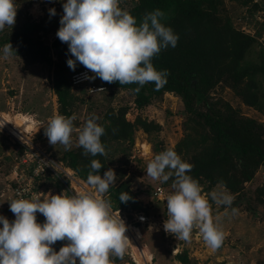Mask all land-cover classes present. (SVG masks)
<instances>
[{"label":"rangeland","instance_id":"1","mask_svg":"<svg viewBox=\"0 0 264 264\" xmlns=\"http://www.w3.org/2000/svg\"><path fill=\"white\" fill-rule=\"evenodd\" d=\"M66 2L67 0H14L17 7L15 24L12 28L5 26L3 31H0V113L11 116L24 115L33 121L25 139L13 136L4 126L0 127V215L8 220L11 216L8 213L11 212L9 202L14 199L13 191L19 185L27 187V170L23 171L20 180H16L22 169V166L16 165L21 162V156L30 149L43 150L52 160L50 163L52 171L37 179L32 194L35 196L40 194L39 197L43 199L49 192L60 194L64 191L68 196L77 195L81 191L92 192L87 183L65 164L62 158L65 151L63 145L52 146L44 134L43 127H46L47 120L54 114H59L57 97L53 89V66L30 60L14 44L11 45L16 54L7 59L2 54L3 46L8 43L4 41V37L19 30L27 31L30 36L51 47L52 41L57 37L59 20L63 15L62 5ZM135 3L136 0H119V6L124 10ZM50 8H55L56 15H49ZM219 10L223 17L230 19L234 29L254 37L255 41L246 58L254 61L264 58V0H222ZM52 59H56L53 51ZM77 65L78 63L69 75L71 92L75 98L71 106V116L76 117L73 122L74 129L82 128L86 119L93 114L101 116L104 107L108 105L115 109L124 108L125 117L132 122L140 117L147 121H155L160 126L159 129H152L149 132L136 126L131 146L128 143H107L108 168L114 170L117 179L115 185L110 186L103 197L110 199L112 213L114 215L119 213L127 227L140 230L139 241L151 254L150 264H180L177 255L181 252H186L198 264H264V207L256 205L254 199L255 189L264 186V164L257 168L250 181L243 184V190L246 192L243 199H238L239 193L228 190L234 196L232 207L238 209L235 216L231 213L224 216V206H217L209 198L212 216L214 220L217 216L220 217L219 224L224 232V241L219 249L215 251L210 249L203 241L199 230L195 228L190 242L176 240L173 235L166 234L163 230V221L167 215L165 199L172 191V179L164 184L152 180L146 175V166L154 155L168 148L174 149L186 134L188 116L184 112L180 97L172 92H164L147 105L138 107L130 90H101L103 86L99 84V78L74 85L71 76L86 69ZM87 73L89 76L92 75L89 70ZM256 78L259 93L264 95V77ZM211 96L223 99L232 108L238 109L242 115L264 124V110L258 111L253 106L243 103L236 90L226 81H219L211 89ZM260 101L264 107V96ZM77 135L76 131L72 134V149L75 150L80 149L77 146ZM145 145L148 146L149 152L144 149ZM179 156L183 161H188V155ZM122 182L126 183L135 194V198L146 206L147 211L139 213L145 214L148 221L152 222L151 229L147 223L136 221L134 210L116 206L113 191ZM199 184L202 194L205 195L218 187V184L210 186L205 180ZM158 186L162 188L163 193L157 197L155 190ZM247 197L250 199H245ZM36 218L39 221L45 219L40 213L36 214ZM65 243L67 241H58L52 247L58 251ZM130 249L128 246L124 259H115V263L126 260L133 262Z\"/></svg>","mask_w":264,"mask_h":264},{"label":"clouds","instance_id":"2","mask_svg":"<svg viewBox=\"0 0 264 264\" xmlns=\"http://www.w3.org/2000/svg\"><path fill=\"white\" fill-rule=\"evenodd\" d=\"M62 8L56 36L68 45L75 58L67 60L71 70L79 62L92 73L85 74L84 79L139 85L132 89L134 92L148 83H154L156 91L166 85L168 70H157L152 60L161 50L175 48L179 37L162 23V10L146 13L138 23L119 6V0H67ZM48 12L56 15L55 8ZM16 13L14 0H0V31L14 26ZM2 54L5 59L16 54L11 43L3 46ZM75 119L58 113L51 116L43 127L49 144L63 145L69 151L76 131L77 146L84 155H106L101 142L105 128L96 122L99 118L89 116L79 129H74ZM102 167L99 160L91 161L86 183L92 192L81 191L73 196L64 191L49 192L43 199H12L9 210L15 219L9 221L0 215V264H115V259L123 260L131 244L125 235L127 225L119 213H112L110 199L103 198L117 177L111 168L101 176ZM192 168L173 148H168L147 162L146 175L161 184L172 179V191L165 199L164 232L176 240L190 242L193 229H198L205 244L215 251L223 244L224 232L220 217L214 220L212 216L209 198L217 206H224V216H235L238 209L232 207L234 196L222 180L216 189L202 194L199 182L188 174ZM131 199L126 192L119 195L121 203ZM37 213L45 218L42 224L37 222ZM58 241L67 243L56 251L52 246Z\"/></svg>","mask_w":264,"mask_h":264},{"label":"trees","instance_id":"3","mask_svg":"<svg viewBox=\"0 0 264 264\" xmlns=\"http://www.w3.org/2000/svg\"><path fill=\"white\" fill-rule=\"evenodd\" d=\"M221 1L136 0L127 11L137 18L138 23L146 13L160 9L165 13L162 23L171 27L179 37L175 48L169 46L161 50L152 60L157 70H168L167 83L159 91L155 90L154 83H148L139 92L132 91L139 87L137 84H109L101 80L99 84L108 91L130 90L138 107L147 105L164 92L177 94L188 116V125L186 134L176 144L174 151L178 155H188L187 162L193 165L188 174L198 182L205 180L210 186L222 180L228 190L239 193L238 199H243L246 196L243 184L250 181L257 168L264 164V124L242 115L223 99L212 97L211 89L224 80L236 90L243 103L263 111L260 99L264 95L259 93L256 77H264V58L256 61L246 58L255 39L234 29L230 19L220 14ZM4 41L14 44L30 60L53 66V89L59 114L70 117L75 98L69 81L72 70L66 61L74 57L68 51V45L56 37L50 47L25 30L11 33L4 37ZM52 51L55 60L52 59ZM77 63L79 68L83 67ZM98 118L96 122L105 128L101 142L106 155H84L80 147L78 150L71 148L64 151L62 156L65 164L85 182L93 159L103 165L99 172L101 176L108 169L107 143H128L131 146L136 126L145 132L160 128L155 121L140 117L132 122L125 117L124 108L115 109L111 105L104 107ZM113 192L118 208L127 207L134 213L147 211L126 183H120ZM122 192L133 199L121 203L119 195ZM254 199L256 205L264 207V186L255 189ZM177 260L180 264H198L186 252L179 253Z\"/></svg>","mask_w":264,"mask_h":264},{"label":"built area","instance_id":"4","mask_svg":"<svg viewBox=\"0 0 264 264\" xmlns=\"http://www.w3.org/2000/svg\"><path fill=\"white\" fill-rule=\"evenodd\" d=\"M85 74L89 75L86 69L82 72L74 73L71 76L72 83L76 85V84L85 82L87 80V79H84ZM25 149H27V147H25ZM21 157H22V160L16 165V167L22 166V169H21L19 178H17L16 180H20L21 177L23 176V171L27 170L26 171L27 187H23L21 185L17 186L15 190L13 191V196H14V199H18V198L31 199L33 196H35L34 194H32V189L33 188L35 189V184L38 182L37 179L41 175L52 171L50 169V163H52V160L50 159V155L48 153H46L43 150H39V149H34V150L30 149L27 152H25V154L22 155ZM155 191H156L157 197L163 193L162 188L159 186L156 188ZM38 196H40V194ZM8 213L11 215V216L8 215L9 221L14 220L15 219L14 214L12 212H8ZM134 216L137 222L142 223V224L147 223V225H149L150 227L152 222L148 221L145 214L136 212L134 213ZM141 217H143L144 219L141 220L140 219ZM37 222L42 224L44 220H41V221L37 220ZM150 262H151V259L149 261L146 260L145 263L143 264H150ZM117 264H138V263L135 260H133V262L126 260L121 263L118 262Z\"/></svg>","mask_w":264,"mask_h":264},{"label":"bare ground","instance_id":"5","mask_svg":"<svg viewBox=\"0 0 264 264\" xmlns=\"http://www.w3.org/2000/svg\"><path fill=\"white\" fill-rule=\"evenodd\" d=\"M32 123L33 121L24 115L18 114L11 116L6 113H0V124L3 125L13 136L19 139L27 138L26 133L32 127ZM144 149L148 151V146L145 145ZM125 235L129 238L131 243L129 244L131 248V256L138 264H143L146 260L149 261L152 258L148 249H146L139 241L141 236L139 229L127 227Z\"/></svg>","mask_w":264,"mask_h":264}]
</instances>
